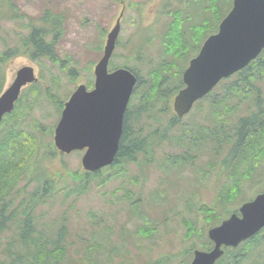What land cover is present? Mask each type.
Instances as JSON below:
<instances>
[{
    "label": "rangeland",
    "instance_id": "rangeland-1",
    "mask_svg": "<svg viewBox=\"0 0 264 264\" xmlns=\"http://www.w3.org/2000/svg\"><path fill=\"white\" fill-rule=\"evenodd\" d=\"M13 1L18 12L28 18L40 19L45 11L63 18V31L55 48L56 61L48 58L34 61L19 55L0 66V83L3 80L0 95L12 84L20 68L34 67L39 80L22 89L20 126L27 129L30 126L40 128V125L41 129L53 128L52 133L47 129L44 137L45 142L53 143L55 128L72 93L80 84L93 88L95 67L103 56L107 34L123 9L122 29L109 69H132L135 66L147 85L137 88V84L134 93L136 90L148 92L156 74L177 83L190 58L198 53L196 43L193 47L191 42L190 28L186 30L188 25L201 21L206 36L215 31L217 24L216 12L210 10L222 12V9H230L227 0L215 1V8L208 3L209 0ZM206 4L208 8H205ZM157 11L161 14L167 11L165 17L174 19L180 12L185 21L182 33L177 35L182 52L168 53L164 50L166 43L159 45L158 34L163 35L158 30L159 16L152 25ZM168 11H173V14ZM2 26L0 51L4 50L5 41L12 45L16 34L24 31L18 23L3 22ZM167 41L170 44L171 40ZM175 95L166 113L159 115L162 105L158 101L148 114L143 115L141 123H144L148 134L160 126L157 122L165 125V120L172 117V112L175 113ZM210 96H216V93ZM139 102V96H134L133 103L137 105ZM209 107L207 99L197 103L194 110L179 119L171 129L153 133L155 140L151 154H141L137 161L132 162L124 159L118 165L104 168L99 175L88 179L87 188L72 178L74 172H87L82 165L86 149L52 159L50 170L60 173L55 178L56 194L48 203L40 204L35 216L44 213V219L36 220L39 222L37 229L43 230L48 237H54L61 230L67 235L68 256H65L67 259L63 264H169V257L175 258L170 264H191L192 244H195L194 248H212L209 228L220 222L227 209L233 210L243 199L254 196L253 190L264 181V164L255 165V171L243 180L255 188L242 189L237 198L229 202H218L220 192L231 185L229 174L223 175L219 169L226 150L218 158L212 152V142L208 146L192 135L194 131L203 130L201 127L206 122L201 115L209 112ZM235 120L234 115L228 126L231 127ZM134 123L139 127L136 121ZM164 127L161 129H167L166 125ZM35 133L37 135V131ZM163 134H166L165 139H161ZM180 161L185 165L182 169ZM250 166L244 159L235 171L243 176ZM212 208L213 213L205 211ZM207 215L211 216L210 222ZM47 223L54 226L46 227Z\"/></svg>",
    "mask_w": 264,
    "mask_h": 264
},
{
    "label": "trees",
    "instance_id": "trees-1",
    "mask_svg": "<svg viewBox=\"0 0 264 264\" xmlns=\"http://www.w3.org/2000/svg\"><path fill=\"white\" fill-rule=\"evenodd\" d=\"M215 1L218 0H209L208 3L215 8ZM227 3L228 8H231L232 0H227ZM205 8H208L207 4ZM229 10L222 9L217 23ZM210 11L214 13L215 10ZM3 22L18 23L24 31L16 34L12 45L5 41V48L0 51V66L19 55L27 56L34 61L41 58L57 60L56 42L63 31L61 16L45 11L40 19L28 18L26 14L18 12L13 0H0V34L4 28ZM178 37L170 34L168 40L171 41L170 44L167 41L164 45L165 52L174 54L182 52ZM136 59L139 60L138 57ZM131 70L138 76L137 88L147 85L135 66ZM157 75H154L148 92L141 93L136 90L133 95V97L138 95L140 102L135 105L131 100V106L126 111L119 150L112 166L118 165L124 159L125 162H132L137 161L141 154L145 156L151 154L155 140L152 138L153 133L165 132L180 121L172 112V117L169 116L165 120L167 129L162 130L165 125L157 122L160 126L152 134H148L144 123H141L143 115L148 114L158 101L162 105L159 115L169 111L172 96L184 86L181 76L178 82L174 83L167 77ZM2 85L3 80L0 83V90ZM216 89V96L210 94L202 99H208L210 105L209 112L201 115L207 126L203 124L201 127L203 130L194 131L192 135L201 139L203 144L209 145V142H212V152L218 158L226 150L219 168L223 174L224 171L237 170L244 159L255 160L249 156H259L256 157L257 160L264 156V61L253 62L233 78L222 80ZM21 98L23 99L22 96ZM22 99L17 101L14 110L6 114L0 122V264H56V262L63 264L67 259L65 256H68L67 235L61 230L57 231L54 237H48L43 230L37 229L39 222L36 220L44 219V213L35 216L40 204L48 203L56 194L55 178L59 177L60 173L50 170V163L53 158L62 154L53 142L44 140L47 129L48 133H52L53 128L41 129L40 125V128L30 126L27 129L20 126ZM234 115L236 120L229 127ZM135 121L139 127L135 126ZM185 129L191 130L188 127ZM165 137L166 134H163L161 139ZM235 157H239L237 163H234ZM179 167L181 169L185 167L182 161ZM100 172L101 170L83 174L74 172L72 178L75 182L84 183L83 186L87 188L88 179L99 175ZM237 180L233 178V181ZM238 188L237 182L221 191L220 203L237 198ZM205 211L213 213L214 209ZM207 220L210 222L211 216L207 215ZM47 226L52 227L54 224L47 223Z\"/></svg>",
    "mask_w": 264,
    "mask_h": 264
},
{
    "label": "water",
    "instance_id": "water-1",
    "mask_svg": "<svg viewBox=\"0 0 264 264\" xmlns=\"http://www.w3.org/2000/svg\"><path fill=\"white\" fill-rule=\"evenodd\" d=\"M108 33L104 54L95 67V86L81 84L65 103L54 131V144L61 154L85 150L82 165L97 172L114 163L123 133L125 113L137 84L128 68L108 71L121 30V18ZM264 48V0H234L233 7L210 35L183 74L185 87L174 98V111L183 117L196 101L207 95L223 78L246 67ZM38 80L33 66L20 68L12 84L0 95V122L13 111L22 88ZM222 224L209 230L213 250L195 252L191 264H215L222 245L237 246L264 227V193L240 207Z\"/></svg>",
    "mask_w": 264,
    "mask_h": 264
},
{
    "label": "flooded vegetation",
    "instance_id": "flooded-vegetation-1",
    "mask_svg": "<svg viewBox=\"0 0 264 264\" xmlns=\"http://www.w3.org/2000/svg\"><path fill=\"white\" fill-rule=\"evenodd\" d=\"M233 2L234 0H232V6L230 8V10L227 12V14L231 11L232 7H233ZM123 12V11H122ZM121 12V13H122ZM165 13L167 11H164ZM169 12V11H168ZM216 14L214 15L215 18L217 19L219 17V14L220 12L218 10H215ZM165 13L164 14H161L160 11H157L155 14V17H154V20H153V23L152 25L154 24L157 16L160 17L159 19V23H158V30L163 32V35L160 36V32L158 34V42H159V45H163L167 42V40L169 39V36L170 34H175L176 32V35H179L180 32L182 33L183 31V27H182V24L185 22L180 14V12L178 11L176 13V17L175 19L172 18V17H165ZM171 15L173 14V11H170L169 12ZM227 14L224 16V18L227 16ZM190 15V14H189ZM191 16V15H190ZM203 16H201L202 18ZM192 18V16H191ZM200 18V16L198 17ZM223 18V19H224ZM220 20L218 21V23L216 24V28H215V31L214 32H211L209 33L206 37H205V28L203 25H200L202 24V22H192L191 24L188 25V27L186 28L191 30V42L193 43V47H194V44L196 43L197 47H198V53L200 52V50L202 49L204 43L206 42L207 38L210 36V35H213V34H216L219 32V29H220V24L221 22L223 21ZM217 21V20H216ZM171 24V26L169 27V25ZM151 25V26H152ZM165 25V26H164ZM121 29H122V20H121ZM107 39V38H106ZM182 39V38H181ZM105 47V46H104ZM200 47V48H199ZM186 49H188V47H186ZM198 53L195 55L197 56ZM194 55L190 58L189 60V63H188V66L190 64V61L193 57H195ZM264 61V48L262 49V51L257 55V57L255 59H253L246 67H244L243 69L237 71L236 73H234L233 75L229 76V77H226L222 80H225V79H228V78H233L237 73L245 70L246 68H248L253 62H262V60ZM187 66V67H188ZM186 67V68H187ZM109 71H113V70H110ZM185 71V70H184ZM184 72H182V75H183ZM137 76V74H135ZM177 75V73H176ZM138 77V76H137ZM183 77V76H182ZM95 78H96V74H95ZM221 80V81H222ZM95 84V83H94ZM220 84V83H219ZM218 84V85H219ZM217 85V86H218ZM217 86H215L213 88V90L211 92H209L207 95H210V94H217V92H214V90L217 88ZM94 87V86H93ZM88 88V87H87ZM93 89V88H92ZM206 95V96H207ZM205 96V97H206ZM205 97H203L202 99H204ZM132 99V98H131ZM200 99V100H202ZM199 100V101H200ZM208 100V99H207ZM197 101L195 104H194V107L195 105L199 102ZM131 100L129 102V105L128 107L131 106ZM193 107V108H194ZM126 114V113H125ZM208 145V144H206ZM206 145H204V147L206 148ZM209 146V145H208ZM256 157H259V156H249V158H254L255 160H249L248 163H250L252 166H250V169L248 172H245L243 173V176H239V172L233 170V171H224L225 173H223V175L225 174H229V178L231 179V184L232 183H237L239 180L242 181L241 184H239V188H238V193L241 192L242 189H249V188H255V186H249L247 185V180L243 182L245 176L248 174H250L251 172L255 171L254 167L255 165H259V164H264V156L263 158H259L260 160H257ZM236 158V157H235ZM238 158L237 157L235 160H234V163H237L238 162ZM245 162V161H244ZM263 173H264V168H263ZM236 178L238 179L237 181H233V178ZM253 193L254 196L251 197V199H243L242 202L237 206V208H234L233 210L231 209H227V213L225 216H223L220 220V222L217 224V225H214L213 227L215 226H218L220 224H222L225 220L229 219L231 217L232 214L236 213L238 214L239 216H241V213H240V207L248 202V201H251L253 199L256 198L257 195L259 194H262L264 193V181L263 183H259L258 186H256V188L253 190ZM220 195V194H219ZM218 202L220 203V199L218 200ZM226 209V208H224ZM212 228V227H211ZM209 228V230L211 229ZM209 230H208V233H209ZM208 237H209V234H208ZM255 239V241H253ZM211 240V243L213 244L212 245V248H201V246H198V247H195V244L191 245L190 249H191V254L193 255V259L192 261L194 260L195 258V252L197 250H200V251H211L214 249L215 247V242L210 238ZM224 251L223 255L218 258L215 262V264H237L238 261H239V264H264V227L261 228L257 233H255L253 236L249 237L248 239L242 241L241 243H239L237 246H230V245H222L221 247ZM187 250V249H186ZM243 250V251H242ZM242 251V252H241ZM175 260L174 257H169L167 258V261H169L168 263H172L173 261ZM192 263V262H191ZM167 264V263H166Z\"/></svg>",
    "mask_w": 264,
    "mask_h": 264
}]
</instances>
